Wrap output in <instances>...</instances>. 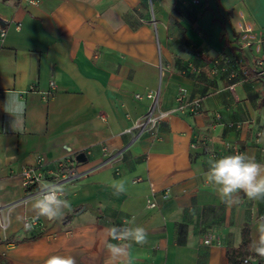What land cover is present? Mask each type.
I'll return each mask as SVG.
<instances>
[{
    "label": "crops",
    "instance_id": "obj_1",
    "mask_svg": "<svg viewBox=\"0 0 264 264\" xmlns=\"http://www.w3.org/2000/svg\"><path fill=\"white\" fill-rule=\"evenodd\" d=\"M40 2L0 0V255L7 264L51 255L111 264L104 230L135 217L148 243L133 245L131 264H231L229 251L244 228L250 243L264 200L241 192L229 207L201 172L239 151L264 163V76L255 66L264 47L241 38L248 27L255 37L264 31V0ZM219 58L244 59L235 93L214 71ZM182 87L202 98L200 114L174 112L151 131H127L150 105L135 93L161 88V110L173 111ZM10 92L27 105L14 123L4 110ZM67 158L82 174L62 184L71 210L25 230L34 196L21 170ZM114 180L125 181V193L113 195Z\"/></svg>",
    "mask_w": 264,
    "mask_h": 264
},
{
    "label": "clouds",
    "instance_id": "obj_2",
    "mask_svg": "<svg viewBox=\"0 0 264 264\" xmlns=\"http://www.w3.org/2000/svg\"><path fill=\"white\" fill-rule=\"evenodd\" d=\"M26 102L18 92H10L4 103V110L14 121L21 119L26 110ZM207 171H202L206 183L211 185L219 199L231 207L240 202L243 192L250 200H264V163L256 161L255 156L246 153H235L209 159ZM110 187L113 195L126 192L124 180H114ZM3 185L0 184V190ZM64 185L50 181H41L40 190L32 198L31 208L35 218L44 217L58 220L71 210V202L64 198ZM33 222H25L24 228L30 230ZM104 247L110 256L111 264H131L130 250L133 245L143 246L148 243L147 230L136 223L135 217L124 219L121 225H112L104 230ZM250 253L264 257V215L254 222L248 245ZM44 264H77L72 255H51Z\"/></svg>",
    "mask_w": 264,
    "mask_h": 264
},
{
    "label": "built area",
    "instance_id": "obj_3",
    "mask_svg": "<svg viewBox=\"0 0 264 264\" xmlns=\"http://www.w3.org/2000/svg\"><path fill=\"white\" fill-rule=\"evenodd\" d=\"M29 5H38L40 4L41 0H23ZM1 34V41H4V38L6 36V32L2 31ZM246 42L245 46L251 45L253 41L257 40L260 47H264V32L261 33L259 37H255L252 35V29L251 27H248L246 30ZM229 59L225 58L223 62H221V59H216L214 61V71L217 72V70L221 69L222 71L228 72V79L230 81H233L229 85V90L232 93H235V89L237 87V84L239 81H234V79L239 75L238 70L236 68L232 69L228 67V61ZM239 68L243 69V72H245L243 62L244 59H239L237 61ZM255 66H257V74L260 77L264 76V56L262 58H259L255 61ZM162 69V65L160 66ZM163 70V69H162ZM51 86L53 88L55 87V83L52 82ZM178 106L173 109V111H162L161 110V103H162V97H161V88L159 89H150V91H147L146 93H135V98L139 100H144L147 98L150 101L149 108L147 110V113L136 120L134 125L130 128H128V132L134 134L135 131H139L140 133L151 131L152 129L156 128L158 123L165 119L166 116H168L170 113L174 112H183L188 113L190 115L200 114L202 112V98L196 97L190 99L188 96V92L185 88H180L178 96H177ZM215 116L217 118H220V113H216ZM195 144L193 145V147ZM239 151V150H238ZM239 153H241L239 151ZM105 156L108 157V152L105 151ZM21 176H22V185L23 187L31 193L32 196H35L37 192L40 190V182L41 181H50L55 182L58 184H64L68 183L70 181H76L82 178V174L77 171V169L73 165L72 158H67L64 160H58L53 163L45 161V160H39V163L35 166H25L21 170ZM164 198H168L169 194L168 192L165 193ZM149 207L154 208L157 205V202L153 200L148 201ZM33 228H36L40 225L39 218L35 217H26L25 222H33ZM25 229V228H24ZM26 230V229H25ZM214 238L212 235H207L206 238H204V243L206 244H212ZM249 261V258L246 259V262Z\"/></svg>",
    "mask_w": 264,
    "mask_h": 264
},
{
    "label": "trees",
    "instance_id": "obj_4",
    "mask_svg": "<svg viewBox=\"0 0 264 264\" xmlns=\"http://www.w3.org/2000/svg\"><path fill=\"white\" fill-rule=\"evenodd\" d=\"M219 59L222 60L221 62H223V60H224V58H219ZM228 61H229L228 67H230L232 69L236 68L238 70V73H239V75L234 79V81H240L242 75H244L245 72H243V69L239 68V66L233 65V63H234L233 60L229 59ZM214 69H215V67H214ZM220 72L223 73L226 76V78L228 79V74H229L228 72H225V71H222L221 69L220 70L218 69L216 73H220ZM232 82L233 81H230V84ZM243 236H244V240H243L242 244L240 245V247L237 249H233V250L229 251V259H230L231 264H245V261L248 257V254H249V252L247 251L248 245H249V236H248V229L247 228H244ZM0 263L1 264H7V262L5 261V259L1 255H0Z\"/></svg>",
    "mask_w": 264,
    "mask_h": 264
},
{
    "label": "rangeland",
    "instance_id": "obj_5",
    "mask_svg": "<svg viewBox=\"0 0 264 264\" xmlns=\"http://www.w3.org/2000/svg\"><path fill=\"white\" fill-rule=\"evenodd\" d=\"M263 32H264V31H263ZM241 38L243 39L242 42L245 43V42H246V41H245V40H246V35L242 36ZM242 42H241V44H240L241 46L244 44V43H242ZM248 46L251 47V49H252V44H251V45H248Z\"/></svg>",
    "mask_w": 264,
    "mask_h": 264
}]
</instances>
